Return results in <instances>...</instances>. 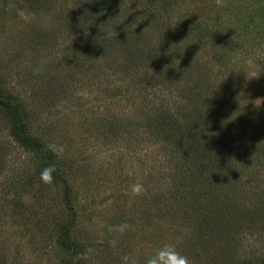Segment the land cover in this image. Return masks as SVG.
Listing matches in <instances>:
<instances>
[{
	"label": "trees",
	"instance_id": "obj_1",
	"mask_svg": "<svg viewBox=\"0 0 264 264\" xmlns=\"http://www.w3.org/2000/svg\"><path fill=\"white\" fill-rule=\"evenodd\" d=\"M67 10L82 47L121 51L125 79L153 91V100L140 95L133 118L156 145L153 220L169 217L206 264H232L239 239L264 238V0H76ZM0 106L14 140L62 183L72 218L58 241L81 264L72 190L55 152L27 132L20 103L1 89ZM243 253L236 264H264V255Z\"/></svg>",
	"mask_w": 264,
	"mask_h": 264
},
{
	"label": "rangeland",
	"instance_id": "obj_2",
	"mask_svg": "<svg viewBox=\"0 0 264 264\" xmlns=\"http://www.w3.org/2000/svg\"><path fill=\"white\" fill-rule=\"evenodd\" d=\"M75 1L0 0V89L20 103L27 132L59 160L72 190L71 238L81 245V264H146L165 244L189 264H206L180 241L169 217L153 220L156 145L133 121L140 95L153 100V91L125 79L121 63L127 56L121 51L79 44V33L67 22V7ZM98 130L109 131L106 142L96 139ZM46 168L14 140L0 106V264L78 262L58 241L72 214L62 183L52 172L50 182L43 179ZM242 238L232 264L243 252L264 255L260 233Z\"/></svg>",
	"mask_w": 264,
	"mask_h": 264
},
{
	"label": "clouds",
	"instance_id": "obj_3",
	"mask_svg": "<svg viewBox=\"0 0 264 264\" xmlns=\"http://www.w3.org/2000/svg\"><path fill=\"white\" fill-rule=\"evenodd\" d=\"M52 169L46 168L42 173L45 181L50 182ZM146 264H189L188 258L179 253L173 245L165 244L157 249Z\"/></svg>",
	"mask_w": 264,
	"mask_h": 264
}]
</instances>
